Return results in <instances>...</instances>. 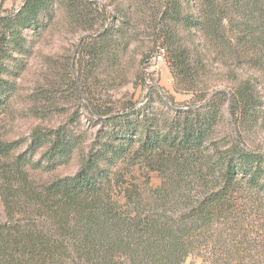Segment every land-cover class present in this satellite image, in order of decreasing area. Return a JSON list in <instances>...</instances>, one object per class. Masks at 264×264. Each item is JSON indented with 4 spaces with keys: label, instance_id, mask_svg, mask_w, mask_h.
<instances>
[{
    "label": "trees",
    "instance_id": "1",
    "mask_svg": "<svg viewBox=\"0 0 264 264\" xmlns=\"http://www.w3.org/2000/svg\"><path fill=\"white\" fill-rule=\"evenodd\" d=\"M159 2L154 44L163 42L158 49L193 98L181 107L160 95L86 107L96 127L86 147L68 124L36 128L25 140L0 133L7 217L0 223V264H184L190 257L202 264H264V151L243 137L264 128V81L256 73L264 76V0ZM111 5L24 0L0 16V109L16 92L9 77L60 15L64 28L81 34L84 56L121 64L141 37L137 16L147 5ZM214 55L234 63L227 71L233 88L197 93L193 86ZM245 65L255 69L249 76L240 73ZM78 153L76 171L64 175L61 167ZM138 165L161 178L149 193L133 175Z\"/></svg>",
    "mask_w": 264,
    "mask_h": 264
},
{
    "label": "rangeland",
    "instance_id": "2",
    "mask_svg": "<svg viewBox=\"0 0 264 264\" xmlns=\"http://www.w3.org/2000/svg\"><path fill=\"white\" fill-rule=\"evenodd\" d=\"M95 1L102 8L107 5L113 9L111 2L114 0ZM23 2L24 0H0V16L18 10ZM143 2V6L147 5L146 12L137 16L141 37L134 40L122 56L121 64L114 66L84 56L79 47L81 34L64 28L60 15L58 26L36 38L33 50L24 59L23 69L9 77L15 80L16 92L9 103L0 109V133L11 139L25 140L29 139L36 128L45 130L68 124L75 132L83 135L86 147L96 131V127L88 119L86 107L90 110H103L107 106L120 107L129 101L144 103L150 97L157 99L158 95L175 107H181L191 100L194 91L190 90L188 82L176 79L169 55L160 60L156 58L158 46H164L162 41L154 44V15L160 8V2ZM102 26L101 22H97L95 29L100 31ZM232 33L234 36L238 35V29ZM14 56L22 59L16 53ZM13 63L17 64V60ZM229 64H226L224 58L212 56L208 73H201V82L193 86L197 93H204L203 89L205 93L222 89L230 91L233 81L227 71L236 67L230 61ZM82 66L87 70L80 71ZM253 71L254 68L245 65L240 73L249 76ZM256 73L264 81L262 73ZM226 119L231 120L228 112ZM227 120L226 130L229 129ZM225 129L223 130L226 131ZM243 137L250 145L261 146L264 151V128L249 131ZM79 162L80 153L68 165L61 167V172L64 175L73 174ZM133 175L147 193L161 182L157 172L147 171L140 165L133 169ZM6 219L0 198V223ZM184 264H202V259L190 257Z\"/></svg>",
    "mask_w": 264,
    "mask_h": 264
},
{
    "label": "built area",
    "instance_id": "3",
    "mask_svg": "<svg viewBox=\"0 0 264 264\" xmlns=\"http://www.w3.org/2000/svg\"><path fill=\"white\" fill-rule=\"evenodd\" d=\"M163 56H165V49L164 48H159V51H158V53L156 55V58L158 60H160Z\"/></svg>",
    "mask_w": 264,
    "mask_h": 264
}]
</instances>
